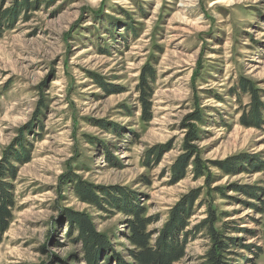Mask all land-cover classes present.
Here are the masks:
<instances>
[{
  "label": "rangeland",
  "instance_id": "rangeland-1",
  "mask_svg": "<svg viewBox=\"0 0 264 264\" xmlns=\"http://www.w3.org/2000/svg\"><path fill=\"white\" fill-rule=\"evenodd\" d=\"M0 16V170L15 167L16 202L0 264H87L68 211L106 237L101 264L133 262L123 192L152 218V242L201 193L174 264H210L212 239L197 229L210 208L222 259L264 264V213L248 194L264 190V170L230 166L264 160V110L261 127L245 125L240 87L249 80L264 104V0H0ZM187 142L204 175L192 158L177 179ZM79 183L99 203L82 201Z\"/></svg>",
  "mask_w": 264,
  "mask_h": 264
},
{
  "label": "trees",
  "instance_id": "trees-1",
  "mask_svg": "<svg viewBox=\"0 0 264 264\" xmlns=\"http://www.w3.org/2000/svg\"><path fill=\"white\" fill-rule=\"evenodd\" d=\"M3 16H0V27L3 24ZM145 83V79H144ZM242 86V87H241ZM240 87L251 94L252 102L250 110L244 112L242 116V122L248 126L261 127V121L263 118L264 104L258 94V90L254 87L247 79H242ZM150 94H147L143 100L145 104L146 111L150 108ZM149 117H145L149 120ZM192 135H190L191 137ZM186 152L181 155L173 165L172 169L174 175L177 179H181L187 175V169L189 167L190 160L194 159L195 170L194 173L197 177L204 175V167L201 160L196 157V149L193 145L188 142L185 144ZM160 151L155 148L151 149L149 156L156 157L155 160L159 158ZM18 157V156H17ZM19 159V158H18ZM20 160V159H19ZM21 161V160H20ZM247 164L251 166L253 171L264 170V160H250L249 157L244 159L235 158L232 160L231 167L235 169L238 165ZM0 243L3 241L5 232L8 230L10 223L13 220V209L16 205L14 200V194L12 192L13 186L11 182L5 180L6 174L9 176H15V167L9 163H5L0 170ZM210 180V179H209ZM208 181V183H210ZM263 188H258L257 191L249 192V197L258 200L260 205L254 204L253 207L256 211L264 213V190ZM105 199L107 202H113V195L102 189ZM76 192L79 198L88 203H99V197L97 190L94 186L87 185L84 183H79L76 185ZM201 193H196L189 199H187L186 204L177 206L170 217V220L160 232L158 238L153 240V232L148 230V225L152 223V218L144 216L143 206L136 202L134 203L131 199L126 197V193L123 192V200L126 201V205L120 206L121 209L126 211L130 216V220L127 222L128 234L127 237L130 243L134 246L131 250V257L133 262H128L123 260L122 257H117L118 260L115 264H174L180 261L186 255V240H180L179 237L182 232L189 225V219L192 215L191 209L195 198H198ZM126 197V198H125ZM127 200L129 202H127ZM210 217L204 220L197 229H206L209 236L212 239V246L207 252L210 259V264H228L220 255L221 252L225 251V236L219 232V230L214 226V221L216 220V214L214 211L209 209ZM68 217L70 220V228L73 232L77 231V240L81 241L83 244L84 258L87 264H101L100 259L103 254V250L107 248L106 237L99 233L92 222V219L82 213V212H70L68 211ZM188 234V232H187ZM186 234V235H187ZM184 235V234H183ZM108 258H111L110 256ZM110 259H108V263Z\"/></svg>",
  "mask_w": 264,
  "mask_h": 264
}]
</instances>
